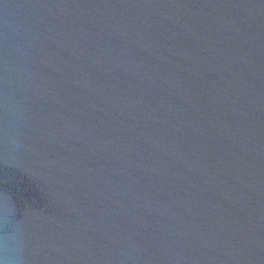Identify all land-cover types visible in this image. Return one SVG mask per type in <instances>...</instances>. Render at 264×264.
Listing matches in <instances>:
<instances>
[{"label":"water","instance_id":"obj_1","mask_svg":"<svg viewBox=\"0 0 264 264\" xmlns=\"http://www.w3.org/2000/svg\"><path fill=\"white\" fill-rule=\"evenodd\" d=\"M0 264H264V0H0Z\"/></svg>","mask_w":264,"mask_h":264}]
</instances>
